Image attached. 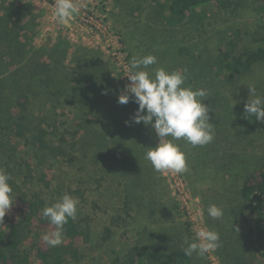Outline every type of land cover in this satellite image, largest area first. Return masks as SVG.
<instances>
[{"label":"rangeland","instance_id":"rangeland-1","mask_svg":"<svg viewBox=\"0 0 264 264\" xmlns=\"http://www.w3.org/2000/svg\"><path fill=\"white\" fill-rule=\"evenodd\" d=\"M15 1L25 10L23 23L28 31L24 46L32 49L36 62L45 59L57 81L73 78L77 84L74 86L83 76L95 79L92 75L97 74L96 79L103 85L90 97L106 98L109 107H114L110 112H98L96 117L95 113L82 115L77 110L74 91L63 92L61 88L45 95L39 80L32 81L35 113L44 111L49 115L47 131L64 136V142H56L67 146L78 139L82 132L77 125L84 117L93 124L96 137H104L105 142L101 143L102 149L96 141L97 149L93 143L89 149L83 145L73 147V154H84L75 166H68L65 159L59 164H46L45 173L53 179L46 193L48 206L64 194L77 198V218L89 224L92 231L90 243L80 245L79 258H68L66 264H121L133 247H184V240H196L200 229L218 232L220 247L203 256L194 253L192 264H264V258L252 251L246 241L247 226L236 209L240 181L230 180L226 168L232 159H251L252 165L264 161V122H258L255 116L246 117L244 111L250 97L247 86H255L260 95L264 64L231 86H222L213 70L216 46L227 37L228 30H251L255 24L256 16L249 3H234L226 13L214 10L201 23L188 22L171 30L163 27L150 9L132 12L125 0H79L101 24V30L110 34L109 40L100 30L91 33L78 22L77 14L69 23L58 24L53 17V4ZM106 40L110 47L105 45ZM113 51L120 52V58L126 59L128 65L133 57L154 55L157 64L149 66L150 73L160 67L169 72L186 70L185 86L207 90L203 103L209 107L214 140L197 147L182 139L175 141L186 154L188 172L157 173L145 159L149 147H155L159 138L150 126L132 122L138 107L118 102L120 95L127 94L128 84ZM62 92L68 97H61ZM76 119L79 120L75 123ZM115 121L129 122L122 129L125 142L119 154L114 153L119 148L113 151L114 144L109 141ZM75 131L79 132L76 137L72 135ZM212 204L223 208L221 220L207 215ZM42 234L28 240L31 264H36L32 245L45 243Z\"/></svg>","mask_w":264,"mask_h":264},{"label":"trees","instance_id":"trees-1","mask_svg":"<svg viewBox=\"0 0 264 264\" xmlns=\"http://www.w3.org/2000/svg\"><path fill=\"white\" fill-rule=\"evenodd\" d=\"M246 1L256 16L255 24L251 30L229 29L227 37L216 46L213 56L215 79L222 86H231L248 76L255 67L264 64V0L124 2L132 12L150 9L163 27L172 30L188 22L201 23L209 19L214 10L226 13L234 3L241 5ZM16 3L15 0H0V168L11 176L9 183L14 200L10 213L0 224V264H31L32 252L26 248L29 238L53 230L41 215V210L48 206L46 193L51 189L53 180L45 173L47 162L59 164L65 159L68 166H75V162L84 154H73L70 151L73 147L83 145L89 149L93 143L96 148V142H99L98 147L102 149L101 143H105L104 137H96L95 131H92L93 124L84 117L77 125L82 132L80 137L62 146L59 142L65 141L64 136L58 137L55 132L47 131L49 115L43 114L44 111L39 115L35 113L32 81L36 78L39 80L45 95L61 88L63 92L74 91L77 110L82 115L95 113L96 117L98 112H110L114 108L109 107L106 98L90 97L103 85L101 80L96 79L97 74L92 75L95 79L83 76L78 86H74L77 84L73 78H65L68 81L66 88L67 81H57L54 70L45 59L36 62L32 49L24 46L28 31L26 22L23 23L25 10ZM63 92L61 97H68ZM129 95L128 104L133 108L138 107ZM260 96H264V80ZM84 97L87 98L85 102ZM108 120L111 121L112 117H108ZM128 123L115 121L112 124L114 132L109 136V141L114 144L113 151L119 148L114 153L119 154L122 149L125 142L122 129ZM78 134V131L72 133L74 137ZM226 168L230 180L240 181L236 209L247 226L246 241L252 251L264 258V161H255L252 165L251 159H232ZM186 226L190 227L189 224ZM105 232L108 233L109 228ZM91 239L89 224H84L78 218L74 221L69 219L61 246L52 248L40 241L32 245V255L36 264H66L68 258H79L80 245L90 243ZM165 246L133 247L126 252L121 264H192L191 256L185 255L183 247Z\"/></svg>","mask_w":264,"mask_h":264},{"label":"clouds","instance_id":"clouds-1","mask_svg":"<svg viewBox=\"0 0 264 264\" xmlns=\"http://www.w3.org/2000/svg\"><path fill=\"white\" fill-rule=\"evenodd\" d=\"M82 5L77 0H56L53 17L60 25L69 23ZM157 64L154 55L133 57L127 66L130 85L126 93L118 97V102L127 104L130 95L138 104L132 122L150 126L159 142L149 147L145 154L157 173L184 174L189 171L186 154L175 141L184 140L193 147L205 146L215 138V128L209 122V107L203 101L208 93L206 89L193 90L185 86L188 79L186 70L167 71L160 67L154 74L147 69ZM250 97L244 105L246 117L255 116L258 122H264V96L257 95L255 86H247ZM126 123H128L126 121ZM11 176L0 168V224L10 213L14 204ZM79 200L64 194L57 202L41 210V215L53 230L42 234L41 239L50 247L56 248L64 242L65 225L69 219L77 218ZM207 215L214 220H221L224 210L215 204L208 206ZM183 251L186 256L194 253L203 256L220 247V235L214 230L200 229L196 240H184Z\"/></svg>","mask_w":264,"mask_h":264},{"label":"built area","instance_id":"built-area-1","mask_svg":"<svg viewBox=\"0 0 264 264\" xmlns=\"http://www.w3.org/2000/svg\"><path fill=\"white\" fill-rule=\"evenodd\" d=\"M41 1L44 4H53V6H55V2H56V0H41ZM77 2L79 3V0H77ZM77 15L78 16H76V19L78 20V22L81 23L83 26H85L91 33L94 32V30H100L102 36L107 37L110 40L111 37L110 34H108L107 32H103V30H101V24L96 19L93 18V15L88 8L82 5L79 8ZM104 43L106 46H109L107 40ZM112 54L114 58L118 61V64L120 65L121 72L124 77V82L130 85L131 82L127 77L128 72L126 69L128 64L126 59L123 60L122 58H120V52L118 51H113ZM179 190L180 189L178 188V191Z\"/></svg>","mask_w":264,"mask_h":264}]
</instances>
